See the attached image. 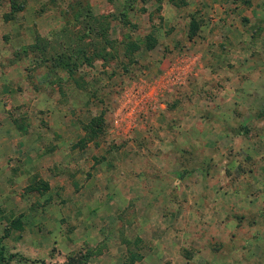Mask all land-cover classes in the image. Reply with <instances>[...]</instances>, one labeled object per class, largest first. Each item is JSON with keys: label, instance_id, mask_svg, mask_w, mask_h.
<instances>
[{"label": "rangeland", "instance_id": "obj_1", "mask_svg": "<svg viewBox=\"0 0 264 264\" xmlns=\"http://www.w3.org/2000/svg\"><path fill=\"white\" fill-rule=\"evenodd\" d=\"M0 249L264 264V0H0Z\"/></svg>", "mask_w": 264, "mask_h": 264}, {"label": "crops", "instance_id": "obj_2", "mask_svg": "<svg viewBox=\"0 0 264 264\" xmlns=\"http://www.w3.org/2000/svg\"><path fill=\"white\" fill-rule=\"evenodd\" d=\"M82 125H84L85 126V123L84 124H82ZM80 130V129H79ZM85 134H84V131H83V129H82V132H80L79 133V135L77 136V138L76 139H79V137H83ZM89 139V138H88ZM62 142H63V140H61ZM62 142H61V144H62ZM88 144V143H87ZM74 150H75V148H74ZM60 161V159H57L56 158V160H55V165L56 166H58V164L60 163L59 162ZM93 173V172H92ZM94 179V178H93ZM63 181V178L62 177H60L59 176V178H58V182H62ZM88 181H89V179H88ZM50 187V186H49ZM84 187V186H83ZM50 188H52V187H50ZM74 194H76V193H74ZM55 197H57V196H55ZM57 198H55V200H56ZM72 200H74V199H72ZM96 201V200H95ZM62 201H60V200H58L57 199V202L56 203H54V204H57V203H61ZM98 202V201H97ZM59 213H57V214H55V217L56 218H54V217H52L51 218V220H53V219H56V220H59L60 218H61V216H62V212H61V208H59ZM58 230H60V226H59V224H58V222H57V225L55 226ZM49 236V235H48Z\"/></svg>", "mask_w": 264, "mask_h": 264}, {"label": "trees", "instance_id": "obj_3", "mask_svg": "<svg viewBox=\"0 0 264 264\" xmlns=\"http://www.w3.org/2000/svg\"><path fill=\"white\" fill-rule=\"evenodd\" d=\"M192 27H193V24H192V22L190 21V22H189V28H188V29L191 30ZM189 37H190V34H189ZM92 123H93V124H92ZM88 125H89V126H90V125H94L95 128H96V127H98V122H95V120H93V121H91ZM90 132H91V131H90ZM90 132H88V133H90ZM88 138H90V137H88ZM77 263H79L78 260H75V258H72V257H68V258L66 259V261L63 262V263H61V264H77ZM0 264H7V262H6L5 259H4V255H3L1 249H0Z\"/></svg>", "mask_w": 264, "mask_h": 264}]
</instances>
